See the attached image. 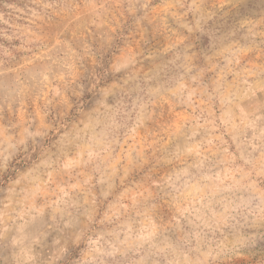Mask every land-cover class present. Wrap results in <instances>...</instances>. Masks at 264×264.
I'll return each instance as SVG.
<instances>
[{
	"label": "rangeland",
	"instance_id": "rangeland-1",
	"mask_svg": "<svg viewBox=\"0 0 264 264\" xmlns=\"http://www.w3.org/2000/svg\"><path fill=\"white\" fill-rule=\"evenodd\" d=\"M113 46L168 50L179 91L75 106ZM59 213L95 225L67 253L37 231ZM0 234L14 264H264V6L0 0Z\"/></svg>",
	"mask_w": 264,
	"mask_h": 264
},
{
	"label": "clouds",
	"instance_id": "clouds-1",
	"mask_svg": "<svg viewBox=\"0 0 264 264\" xmlns=\"http://www.w3.org/2000/svg\"><path fill=\"white\" fill-rule=\"evenodd\" d=\"M126 2L131 3V0H105L110 6H120ZM254 2L264 6V0ZM211 38H215V34H212ZM178 43H183L182 37H176L170 48H174ZM118 51L115 46L98 50L93 66H82L83 74L78 81L68 79L64 82L65 87L82 93L81 97H74L75 106H80L83 102L85 108L91 110L96 109L98 105H123L129 113L134 114L137 108L146 111L154 99L162 98L165 94L175 96L179 91L178 88L165 87L174 74L170 62L171 53L168 50L158 48L147 53H133L128 50L120 58H116ZM96 76L101 77L100 84H96ZM59 79L63 80V76ZM84 96L87 97L86 100L83 99ZM75 115L76 107L73 108V117ZM55 147V141H52L48 150L51 151ZM163 183L162 181V185ZM37 215H43V210L38 209ZM94 227L90 213H84L83 218L78 220L72 219L70 213H59L45 216L37 231L41 234L51 231L53 235H58L56 243L61 245V251L67 253L68 249L78 247ZM7 247L8 245L3 243V234H0V264H14L13 259L5 254ZM15 264H21L19 258L15 260Z\"/></svg>",
	"mask_w": 264,
	"mask_h": 264
}]
</instances>
